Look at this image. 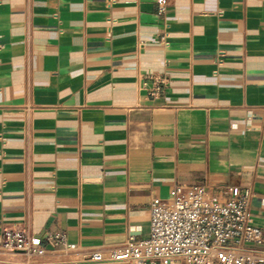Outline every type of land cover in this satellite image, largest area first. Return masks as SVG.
<instances>
[{"label": "crops", "instance_id": "0c3cea01", "mask_svg": "<svg viewBox=\"0 0 264 264\" xmlns=\"http://www.w3.org/2000/svg\"><path fill=\"white\" fill-rule=\"evenodd\" d=\"M204 181L264 228V0H0V244L63 231L27 264H84Z\"/></svg>", "mask_w": 264, "mask_h": 264}, {"label": "built area", "instance_id": "2783aa9c", "mask_svg": "<svg viewBox=\"0 0 264 264\" xmlns=\"http://www.w3.org/2000/svg\"><path fill=\"white\" fill-rule=\"evenodd\" d=\"M167 3L156 0L159 16ZM254 196L251 186L175 183L166 197L151 199L146 237L93 247L82 263L264 264V228L255 225L251 215ZM0 248L22 255L24 261L17 264L72 249L63 231H46L39 237L28 229L5 230Z\"/></svg>", "mask_w": 264, "mask_h": 264}]
</instances>
